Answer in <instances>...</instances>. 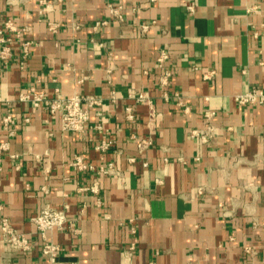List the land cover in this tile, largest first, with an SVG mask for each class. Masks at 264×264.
<instances>
[{
	"label": "crops",
	"instance_id": "0c3cea01",
	"mask_svg": "<svg viewBox=\"0 0 264 264\" xmlns=\"http://www.w3.org/2000/svg\"><path fill=\"white\" fill-rule=\"evenodd\" d=\"M109 3L123 6V22ZM0 26L11 39L9 58L0 54V218L32 244L0 239V264H264V102L237 100L264 90V0H0ZM160 49L173 71L167 87ZM33 88L101 104L85 131H64L47 103L20 100ZM139 92L160 111L157 126L130 96ZM103 137L113 145L102 153ZM77 156L94 168L79 169ZM109 162L115 169L100 174ZM95 181L98 192L85 189ZM47 204L69 205L76 220L48 233L62 247L54 261L33 220Z\"/></svg>",
	"mask_w": 264,
	"mask_h": 264
},
{
	"label": "built area",
	"instance_id": "2783aa9c",
	"mask_svg": "<svg viewBox=\"0 0 264 264\" xmlns=\"http://www.w3.org/2000/svg\"><path fill=\"white\" fill-rule=\"evenodd\" d=\"M108 9L110 15L113 19L118 21H124L125 16L123 12L122 5H116L113 3L108 4ZM99 24H107V21L98 22ZM5 28H8L11 31H17L14 23L12 21H7L5 23ZM150 28V23H141L139 24V29L141 34H145ZM20 35V31L17 32ZM11 39L4 35V28L0 26V45L1 57L4 59L9 58L11 55V48L9 46V41ZM102 45V44H101ZM30 42L26 41L23 43L24 54L29 53ZM169 59V52L165 49H160L158 55V65L162 69L160 74V84L163 87H167L170 84L173 71L170 67L167 66V61ZM132 98L136 102L146 103L149 107V123L152 126H157L160 118V111L155 106L152 99L146 95L144 92H139L137 94H131ZM164 97L168 98V93L164 92ZM20 100L28 103L31 107H39L44 103L48 104V110L52 114L60 113L61 114V126L64 131L70 132H82L85 131L90 119H91V109L101 104V99L95 95L87 94L81 95L79 93H74L70 97H61L54 96L47 99L45 93L39 92L34 88L30 92L22 93L20 95ZM237 100L240 104H253V103H262L264 102V90L262 89H252L241 93L237 96ZM98 114H101L98 112ZM214 112L208 111L206 115L208 117L212 116ZM135 114L133 112L132 106L126 107V119L129 121H135ZM13 120V112L8 111L2 118L4 125L9 128ZM25 121L29 122L30 117H26ZM97 128H101L100 123L95 125ZM210 129V128H209ZM11 135L14 134V131H10ZM193 136H199L203 141H207L208 133L202 130H193ZM113 145V141L109 138L103 137L97 145V149L102 153L108 151ZM152 145V139L150 136L139 138L137 141V147L139 153L144 152L146 148ZM8 148V143H2L0 145L1 149ZM130 161H135L136 157H131ZM144 166L148 165L146 160L142 161ZM79 169L94 168L93 166L88 165L82 156H77L74 161ZM115 169L114 162H109L107 164L101 165L97 170L100 174H109ZM93 192L99 191V183L95 181L89 187ZM69 205L65 204L62 208L55 207L51 204H47L44 209L41 211L40 215L34 217V221L37 225V230L39 235L43 240L42 252L51 260L54 261L62 250V247L58 243H54L49 240L48 233L53 230H66L72 229L75 224V219L68 214ZM133 219H131L132 221ZM76 232H80V229H75ZM0 232H1V241L8 243L13 249L27 251L31 248V239L27 235L19 232L9 221V219L3 217L0 218Z\"/></svg>",
	"mask_w": 264,
	"mask_h": 264
}]
</instances>
